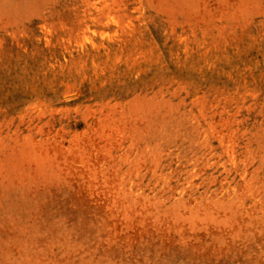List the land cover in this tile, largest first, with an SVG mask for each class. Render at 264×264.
Returning a JSON list of instances; mask_svg holds the SVG:
<instances>
[{"label": "rangeland", "instance_id": "374dc122", "mask_svg": "<svg viewBox=\"0 0 264 264\" xmlns=\"http://www.w3.org/2000/svg\"><path fill=\"white\" fill-rule=\"evenodd\" d=\"M0 264H264V0H0Z\"/></svg>", "mask_w": 264, "mask_h": 264}]
</instances>
